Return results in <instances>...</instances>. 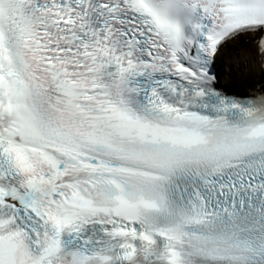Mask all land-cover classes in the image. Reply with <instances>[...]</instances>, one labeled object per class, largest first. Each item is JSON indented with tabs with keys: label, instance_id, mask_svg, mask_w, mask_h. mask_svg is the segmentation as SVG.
<instances>
[{
	"label": "snow or ice",
	"instance_id": "1",
	"mask_svg": "<svg viewBox=\"0 0 264 264\" xmlns=\"http://www.w3.org/2000/svg\"><path fill=\"white\" fill-rule=\"evenodd\" d=\"M0 264H264V0H0Z\"/></svg>",
	"mask_w": 264,
	"mask_h": 264
}]
</instances>
